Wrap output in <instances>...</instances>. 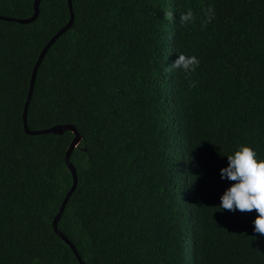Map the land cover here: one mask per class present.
Here are the masks:
<instances>
[{
    "label": "trees",
    "instance_id": "obj_1",
    "mask_svg": "<svg viewBox=\"0 0 264 264\" xmlns=\"http://www.w3.org/2000/svg\"><path fill=\"white\" fill-rule=\"evenodd\" d=\"M34 1L0 15L30 18ZM71 4L27 110L29 130L81 136L58 230L84 264H264L257 213L217 208L226 156L264 158V0ZM69 19L67 0H41L30 24L0 20V264H79L52 227L75 135H28L22 118Z\"/></svg>",
    "mask_w": 264,
    "mask_h": 264
},
{
    "label": "clouds",
    "instance_id": "obj_2",
    "mask_svg": "<svg viewBox=\"0 0 264 264\" xmlns=\"http://www.w3.org/2000/svg\"><path fill=\"white\" fill-rule=\"evenodd\" d=\"M196 58L179 56L174 66L187 68ZM227 166L220 169V178L233 183L220 196L219 211L257 213L252 220L254 231L264 235V158L247 145H239L227 155Z\"/></svg>",
    "mask_w": 264,
    "mask_h": 264
},
{
    "label": "water",
    "instance_id": "obj_3",
    "mask_svg": "<svg viewBox=\"0 0 264 264\" xmlns=\"http://www.w3.org/2000/svg\"><path fill=\"white\" fill-rule=\"evenodd\" d=\"M68 1V7H69V12H70V19L68 21V23L62 28L60 29L50 40L49 42L46 44V46L43 48V50L41 51L38 60L32 70V74H31V80H30V85H29V90H28V94H27V99L24 105V110H23V126H24V131L26 134L28 135H41V134H55V135H62L64 132L66 131H71L75 136L73 138V140L71 141L69 148L65 154V164L67 166V168L70 170L71 174H72V186L70 188V190L68 191L64 201L62 202V205L56 215V217L54 218L53 222H52V227H53V231L54 233L65 243L67 244L70 249L72 250L74 256L76 257V259L78 260L79 264H84L83 261L81 260L80 256L78 255L74 245L66 238V236H64L59 230H58V222L63 214V211L68 203L69 198L71 197V195L73 194V192L76 189L77 186V173L76 170L74 168V166L72 165V163L70 162V156L73 152V150L77 147V145L79 144V142L81 141V136L77 133L76 129L71 126V125H57L54 126L52 128H48L45 130H29L27 127V110H28V106L30 104L32 95H33V90H34V84H35V80H36V75H37V71L38 68L40 67L44 57L46 56L48 50L51 48V46L57 41V39L63 35L73 24V20H74V14H73V10H72V4H71V0H67ZM41 0H35L34 1V5H33V10L34 13L30 18L27 19H15V18H8V17H4L0 15V20L3 21H7V22H15L18 24H22V25H26V24H30L33 21L36 20V18L38 17L39 14V5H40Z\"/></svg>",
    "mask_w": 264,
    "mask_h": 264
}]
</instances>
